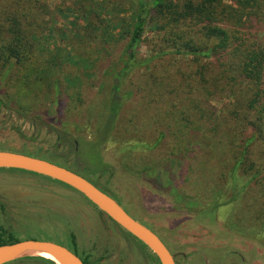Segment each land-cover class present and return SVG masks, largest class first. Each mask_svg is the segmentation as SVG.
Wrapping results in <instances>:
<instances>
[{"label": "rangeland", "instance_id": "obj_1", "mask_svg": "<svg viewBox=\"0 0 264 264\" xmlns=\"http://www.w3.org/2000/svg\"><path fill=\"white\" fill-rule=\"evenodd\" d=\"M44 1L50 11L41 15L47 27L37 41L41 48L37 53L39 65L52 57H56L59 64L51 63L46 73L40 70L32 75H27L26 69L13 67L0 77V96H5L7 102L15 101L18 135L22 139L16 143L0 139V150L56 162L52 155L59 145L58 153L69 150L71 161L77 159L81 167L89 166V171L100 168L102 160L108 163L109 171L101 177L93 173H89V177L83 170L78 173L97 180L103 191L106 188L121 195L126 203H134L136 216L162 232L179 264H264V224L256 219L255 211L245 218L250 214L247 204H256L253 208L263 210L260 213L264 220V204H257L261 202L254 183L238 201L214 210V200L229 199L233 188H224V197L218 191L211 192V182L210 190L203 188L201 164L209 160L208 153L213 151L206 148L201 153H184L181 160L172 165L166 162L170 157L168 136L153 150L144 145L134 147L139 143H153L162 130H168L160 115L165 98L162 100L156 82L163 80L172 86L176 76L179 77L178 68L189 71L187 65L166 57L158 60L152 69L133 71L122 88L123 93L132 91V94L125 98L113 135L108 141L98 143L97 126L101 123L103 102L114 81L113 65H117L116 68L122 65L120 56L126 44V40H114L103 32L111 15L113 18L127 16L131 3L129 0H41ZM1 2L9 4L13 0ZM21 2L29 8V0ZM89 10H92L91 21L98 29L93 25L87 27L88 16L84 12ZM254 23L256 27L252 32L264 40V18ZM113 30L110 28L109 32ZM158 35L152 27L147 28L141 54L149 56V47H154L151 39ZM68 54L69 58H64ZM85 55L90 58L87 64L79 60ZM215 67H219L217 63ZM77 73L85 81L81 87L67 81ZM24 75L27 76L23 78ZM38 76L43 79L37 84L35 77ZM56 78L59 79L58 91ZM164 86L163 91L168 94L171 86ZM220 95L212 100L217 109L231 101L226 94ZM21 133L30 137L25 138ZM82 138L91 142L84 143L77 156L73 139ZM214 138L219 139V135ZM39 149H47L46 154L35 152ZM213 160H216L214 155ZM154 162L160 163L161 172L142 171ZM224 183L215 182L213 190L222 188ZM174 190L201 203L195 208L179 204ZM0 193H4L3 200L0 199V226L15 230L21 240H52L71 248L69 235L72 234L78 250L89 254L92 260L100 259L101 264H148L130 245L136 241L148 249L143 243L103 214L83 193L59 180L27 170L0 168ZM5 202L10 203L11 208H7ZM234 220L240 228L243 226L242 231L230 226ZM5 264L50 263L25 257Z\"/></svg>", "mask_w": 264, "mask_h": 264}, {"label": "trees", "instance_id": "obj_2", "mask_svg": "<svg viewBox=\"0 0 264 264\" xmlns=\"http://www.w3.org/2000/svg\"><path fill=\"white\" fill-rule=\"evenodd\" d=\"M129 1L131 5L127 9V16L113 18L111 15L103 32L110 34L114 40H126V44L120 56L122 65L119 68L113 65L114 81L103 102L96 140L102 144L112 137L124 108L125 98L132 94V91L123 93L122 88L124 81L133 71L138 68L152 69L158 60H164L166 57L177 59L178 64L183 61L184 64L181 65H187L189 71L179 67L176 73L179 77L174 78L172 86L163 80L159 81V84L156 82L160 87L162 100L165 98L164 109L160 115L166 121L168 130H162L153 143H139L134 147L144 145L153 150L168 136L170 157L166 162L172 165L179 162L184 153H201L208 148L213 152L208 153L207 158L210 161L206 160L201 164L203 168L200 182L203 188L210 190L208 184L211 182V192L218 191L223 197L224 188H233L229 199L214 200L213 209L238 201L242 195H246L247 188L252 183L259 194L261 203H257L258 206L264 204V199L261 200L264 198V40L252 32L256 27L255 20L260 22L264 18V0ZM1 4L5 6L1 7ZM49 11L48 4L41 0H29L28 9L23 6L21 0H13L9 4L0 0V77L10 72L13 67L26 69L27 75H32L40 70L46 73L51 63L59 64L56 57H52L39 65L37 55L41 49L37 41L47 27L43 19L41 20V15L48 14ZM84 13L88 16L87 27L93 25L98 29L99 26L94 25L90 18L92 10ZM148 27H152L159 35L151 39L154 47H149L150 54L145 56L140 53V48L146 39L144 36ZM110 28L118 33L114 30L109 32ZM97 35L99 36V33ZM67 57L69 58V54L64 56ZM79 60L87 64L90 58L85 55ZM216 63L219 67H215ZM35 79L38 84L43 77L38 76ZM55 81L58 91L59 79L56 78ZM67 81L71 82L72 86L79 87L85 83L78 73ZM163 86H171L168 94L163 91ZM169 94H172V97H168ZM223 94L229 96L231 101L217 109L212 105V100ZM216 134L219 135L217 140L214 138ZM73 140L77 156L81 154L83 144L91 142L84 138ZM35 152L45 155L41 149ZM213 155L216 160H213ZM52 156L58 164L76 172L83 170L89 177V173L102 176L110 168V165L102 160L100 168L89 171V166L81 167L77 159L71 161L70 158L73 157L69 150ZM158 164L160 163L154 162L153 166H148L142 171L156 173L160 171ZM89 179L98 185L97 180ZM222 181L225 182L222 188L213 190L216 187L214 183L219 185ZM174 193L176 202L187 207L195 208L201 203L178 191L174 190ZM247 205L250 214L245 218L248 219L255 211V214L258 213L256 219L264 224L263 215L260 213L263 210L259 207L253 208L256 204ZM230 226L238 231L243 230V226L240 228L236 220L232 221ZM71 239L70 249L78 253L73 235ZM19 240L21 239L15 230L0 226V245ZM137 243L130 245L143 252L149 262L161 264L156 254L145 243L143 244L148 249ZM28 257L58 264L43 256ZM83 261L92 264L86 257Z\"/></svg>", "mask_w": 264, "mask_h": 264}, {"label": "water", "instance_id": "obj_3", "mask_svg": "<svg viewBox=\"0 0 264 264\" xmlns=\"http://www.w3.org/2000/svg\"><path fill=\"white\" fill-rule=\"evenodd\" d=\"M0 168L35 172L75 188L108 217L145 243L161 264H177L174 254L156 232L133 217L110 194L75 170L44 158L9 150H0ZM28 256H43L58 264H86L73 250L52 240L30 238L0 245V264Z\"/></svg>", "mask_w": 264, "mask_h": 264}, {"label": "flooded vegetation", "instance_id": "obj_4", "mask_svg": "<svg viewBox=\"0 0 264 264\" xmlns=\"http://www.w3.org/2000/svg\"><path fill=\"white\" fill-rule=\"evenodd\" d=\"M4 97L0 96V139H7V140H10L11 142H14V143L22 142V139H20V136L18 135V128H17V123H16V106L13 104L15 101L12 102V100H11V101L7 102V100H5ZM21 135L23 137H25V138H29L30 137V136L25 135L24 133H21ZM18 139L20 141H18ZM23 143H25V142H23ZM25 144L28 145L29 143L26 142ZM58 148H59V145H57V147L55 148V152L56 153H58L57 152ZM41 150L44 151L45 154H46L47 149H45V150L41 149ZM99 177H101V176H99ZM95 185H97V184H95ZM105 190H106L105 192L110 194L119 203H120V201L122 203H124L127 206V208H129L130 211L125 206H123L122 203H120V204L125 208V210H127V212H129L137 220H139L140 222H142L143 224H145L146 226L151 228L154 232H156L161 237V239L165 242V244L168 246V243L166 242L165 238L162 235V232H160L159 229H157L155 226H153V224L151 222H149V221H147L145 219H141L138 216H136V214L134 212V208H133L134 203H132L131 201H127V203H126L124 201V199L121 198V195H117V193H113L112 191H109L106 188H105ZM2 197H4V193H0V199L1 200H3ZM4 204L8 206L7 208H11L10 203L5 202ZM137 209H139V207H137ZM101 212L103 214H105L103 211H101ZM69 236L71 238L72 234L69 235ZM134 242L137 243L136 241H134ZM76 248H77V243H76ZM169 249L171 250L172 248L169 247ZM77 250H78V248H77ZM132 250L137 251V253H139L143 257L145 262H147L148 264H155V263L149 262L146 259V256L143 254V252H140V250H138L137 247L136 248L132 247ZM171 252L174 254L177 264H179L178 261H177L176 253L173 251V249L171 250ZM77 254L82 258V260H83L84 257L88 258L92 262V264H101L102 263V261L100 259H93L92 260L91 256L89 254H83L79 250H78Z\"/></svg>", "mask_w": 264, "mask_h": 264}]
</instances>
